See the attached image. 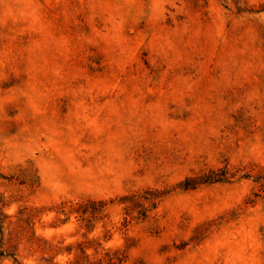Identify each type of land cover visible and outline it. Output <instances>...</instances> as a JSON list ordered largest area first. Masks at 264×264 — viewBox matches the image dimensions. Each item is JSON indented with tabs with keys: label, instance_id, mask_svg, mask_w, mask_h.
Masks as SVG:
<instances>
[{
	"label": "rangeland",
	"instance_id": "rangeland-1",
	"mask_svg": "<svg viewBox=\"0 0 264 264\" xmlns=\"http://www.w3.org/2000/svg\"><path fill=\"white\" fill-rule=\"evenodd\" d=\"M0 264H264V0H0Z\"/></svg>",
	"mask_w": 264,
	"mask_h": 264
}]
</instances>
